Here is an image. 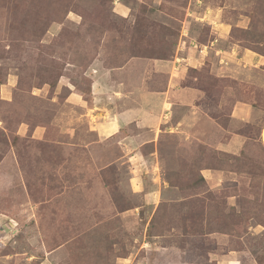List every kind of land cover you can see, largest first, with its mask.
I'll return each instance as SVG.
<instances>
[{
    "label": "rangeland",
    "instance_id": "1",
    "mask_svg": "<svg viewBox=\"0 0 264 264\" xmlns=\"http://www.w3.org/2000/svg\"><path fill=\"white\" fill-rule=\"evenodd\" d=\"M0 264H264V0H0Z\"/></svg>",
    "mask_w": 264,
    "mask_h": 264
},
{
    "label": "crops",
    "instance_id": "2",
    "mask_svg": "<svg viewBox=\"0 0 264 264\" xmlns=\"http://www.w3.org/2000/svg\"><path fill=\"white\" fill-rule=\"evenodd\" d=\"M222 29H221V35L222 36H224L225 35V33H227L228 32V26H227V28H225L224 29V27H221ZM220 53H224V52H222L220 49H219V51H218V54H220ZM220 62V61H219ZM221 63H222V61H221ZM221 63L218 65V67H217V69H219V70H222L221 68H222V65H221ZM241 110H242V107L241 106H236L235 108H234V110H232V112H231V114H230V117L231 118H241V120L243 119V117H241ZM235 112H237V113H235Z\"/></svg>",
    "mask_w": 264,
    "mask_h": 264
}]
</instances>
